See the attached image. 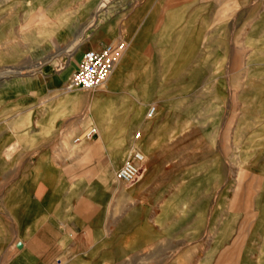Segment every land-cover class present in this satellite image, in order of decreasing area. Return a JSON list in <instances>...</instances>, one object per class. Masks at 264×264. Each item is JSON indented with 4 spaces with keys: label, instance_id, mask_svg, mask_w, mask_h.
Listing matches in <instances>:
<instances>
[{
    "label": "rangeland",
    "instance_id": "374dc122",
    "mask_svg": "<svg viewBox=\"0 0 264 264\" xmlns=\"http://www.w3.org/2000/svg\"><path fill=\"white\" fill-rule=\"evenodd\" d=\"M258 22L264 27V0H0V139L24 138L26 147L37 146L35 159H41L43 166L52 160L53 145L95 147L101 152L88 154L91 170L106 164L105 152L117 162L110 172L116 178L115 169L141 133L139 140L155 144L150 160L154 162L150 167L144 163L135 181L121 186L115 182L106 206L116 211L119 203L128 210L145 205L142 194L149 183H136L151 172L156 193L166 185V178L172 193L176 190L161 204L162 210L174 213V219L189 217L190 226L200 204H190V182L178 180L201 171L205 227L168 230L165 233L175 234L174 240L162 238L165 244L148 247L128 260L112 258V264L193 263L184 259V252L197 242L211 245L212 194L219 189L224 199L227 186H234L256 196L264 175V32L252 29ZM122 38L130 43L123 56L130 47L133 51L121 73V85L109 90L108 82L97 90L68 89L84 51ZM13 82L20 88L4 90ZM98 93L102 95L95 101L97 109L108 112L102 124L111 121L110 131L104 138L98 132L75 143L77 135L97 124L85 119L92 115L91 96ZM13 104L16 112L24 111L17 121L8 119ZM29 104L35 105L33 123L25 115ZM151 106L158 110L149 122L146 112ZM9 148L15 150L16 144ZM162 158L170 159L169 166L161 164ZM30 160L34 161H23L27 165ZM8 165L0 158V168ZM131 187L137 189L133 194L128 191ZM3 190L1 185V206ZM251 228L236 227L240 250ZM187 231L190 236L183 239ZM8 242L0 238V250H5L0 264L15 258L12 253L18 246L14 241L5 249Z\"/></svg>",
    "mask_w": 264,
    "mask_h": 264
},
{
    "label": "crops",
    "instance_id": "0c3cea01",
    "mask_svg": "<svg viewBox=\"0 0 264 264\" xmlns=\"http://www.w3.org/2000/svg\"><path fill=\"white\" fill-rule=\"evenodd\" d=\"M259 25V22L252 24L253 31L255 28L256 32H264V27ZM102 46L99 44L97 48ZM132 51L133 47H130L125 53L116 75H121L127 63L131 62L129 55ZM253 76L254 88L255 72ZM12 86L20 88L18 82H13L4 90ZM111 87L109 85L108 90ZM13 101L16 102L15 99ZM15 105L12 107L14 113L8 118L13 121L21 119L24 113L20 108L16 112ZM34 106L29 104L26 107L29 112L25 115L30 117L31 123L34 119ZM11 144H16L15 150L10 151ZM25 144L24 138L0 139V158L9 161L8 167L0 168V186H4L5 199L3 206L0 205V225H3L0 238L9 241L5 249H9L14 241L18 246L12 253L15 255L14 260L9 264H112V258L115 261L128 260L148 247L165 244L162 238L174 240L175 234L165 233L168 230L173 232L176 228L189 230L192 226L205 227L202 224L205 209L201 199L204 180L201 171L185 174L178 180L190 182L188 187L193 192L190 204H200L194 209L195 214H192L195 224L190 226L189 217L185 220L182 217L174 219V213L161 208L165 199L176 191L172 193L169 178H166L167 183L162 186L163 189L156 193L154 177L149 172L146 179L144 176L136 183H149L141 196L145 205L130 207L128 210L124 204L119 203L114 211L105 204L113 194L111 186L115 184L110 174L114 170V161L111 158L109 160L105 152L101 157L106 164L91 170L88 154H99L100 149H87L82 145L80 149L71 145H53L50 153L52 160L43 166L41 159H35L37 146L27 145V148ZM28 158L36 162L30 160L26 165L23 160ZM76 158L81 163H74ZM160 160L163 166H169L170 159ZM153 162L150 161L151 164ZM108 170L109 174L106 172ZM97 172L102 175H97ZM258 186L256 196L251 197L248 196V190L238 191L234 186H227V196L221 199L219 189L216 190L211 196L215 228L211 245L207 248L203 247L202 242H197L184 252V259L193 262L190 264H264V175L260 176ZM211 188L217 189L213 186ZM242 203V208H250V211H241L242 208L239 210L238 205L241 207ZM180 204L181 207L186 206L184 198ZM241 225L252 226L245 233L247 243L242 250L238 239H235L236 227ZM184 234L181 235L183 239L190 236L189 231ZM4 251L1 249L0 255Z\"/></svg>",
    "mask_w": 264,
    "mask_h": 264
},
{
    "label": "built area",
    "instance_id": "2783aa9c",
    "mask_svg": "<svg viewBox=\"0 0 264 264\" xmlns=\"http://www.w3.org/2000/svg\"><path fill=\"white\" fill-rule=\"evenodd\" d=\"M130 43L125 38L116 41H110L101 48H90L84 51L79 63L71 75L68 89L74 91L80 89L84 91L97 90L102 88L110 78L111 73L120 62L125 50ZM157 108L153 107L149 111V115L153 116ZM95 127L89 134H84L83 138L92 139L97 135ZM137 138L141 137V133H137ZM77 136L74 142L83 139ZM145 156L142 152L135 150L125 163L115 172L117 178L122 182H133L139 176L140 165L144 161Z\"/></svg>",
    "mask_w": 264,
    "mask_h": 264
},
{
    "label": "bare ground",
    "instance_id": "6f19581e",
    "mask_svg": "<svg viewBox=\"0 0 264 264\" xmlns=\"http://www.w3.org/2000/svg\"><path fill=\"white\" fill-rule=\"evenodd\" d=\"M122 60H123V58H122ZM122 60L120 61V63H118V65L116 66V68L113 70V72L111 73V74H114V75H111L110 76V78L108 79V84L109 85H111V86H114V85H118V84H121V82H122V77L123 76H121V75H116V74H118V69H119V66H121V63H122ZM116 70V71H115ZM10 72H13V71H10ZM115 72V73H114ZM107 85V84H106ZM69 91V90H68ZM101 95L102 94H94V95H92L91 96V102H90V104H89V107H88V109H89V112H91L92 113V115H90L89 116V118H86L85 119V121L86 122H88V121H97V124H95L94 126H92L90 129H88L86 132H84L83 134H80V135H77V136H80V137H84V134H89L91 131H92V128L93 127H95V129H96V131H97V133L99 132L100 133V137L101 138H104L105 137V135H106V132L107 131H110V124H109V122H111V121H109L107 124H102L103 122H104V118H106V116L108 115V112L106 111V112H100V110L99 109H97V103L95 102L96 100L98 101V99H99V97L101 98ZM104 97V96H103ZM98 98V99H97ZM116 101H117V99H116ZM109 103V102H108ZM111 103V102H110ZM112 103H114V102H112ZM101 105H103V104H101ZM111 105L109 104V106L108 107H110ZM153 107H155V106H151L150 108H149V110L146 112V117H147V119H149V122H150V120L152 119V117H154L156 114H157V111H156V113L153 115V116H150L149 115V111H150V109L151 108H153ZM155 108H158V107H155ZM158 110V109H157ZM145 117V118H146ZM83 123H84V121H83ZM109 129V130H108ZM98 133V134H99ZM137 135V134H136ZM136 135H135V138L134 139H132L133 140V142H132V144L130 145V153H128V154H126L125 155V158H124V162L122 163V165L125 163V161H127L129 158H131V155L133 154V152L135 151V150H138V151H140V152H142L143 153V155L145 156V159H144V161L141 163V165H140V168L142 167V165L145 163H150V160H151V156L153 155V151H154V148H155V144H151V145H149V144H145V143H143L144 141L143 140H139V138H137L136 137ZM76 136V137H77ZM112 138V137H111ZM110 137L107 139V140H109V139H111ZM84 139H86V138H84ZM86 140H90V139H86ZM102 140V139H101ZM100 141V140H99ZM76 143V142H75ZM103 143V142H102ZM105 143V142H104ZM106 144V143H105ZM108 145V144H107ZM86 147H88V145H85ZM124 157V156H123ZM113 161L115 160L114 158H111ZM113 164H114V167H116L117 166V162H113ZM147 164V165H148ZM121 165V166H122ZM121 166H119L118 168H116L115 169V171L114 172H116ZM141 170V169H140ZM116 178H114V181L117 183V185H122V184H124V185H126L127 183H131V182H122V181H120L118 178H117V176H115ZM120 185V186H121ZM143 185V184H142ZM141 185V186H142ZM132 188V187H131ZM138 188V187H137ZM129 188H127V190H128ZM129 191V193H131V194H133V193H135V191H137V189H136V187H133L132 189H129L128 190Z\"/></svg>",
    "mask_w": 264,
    "mask_h": 264
}]
</instances>
